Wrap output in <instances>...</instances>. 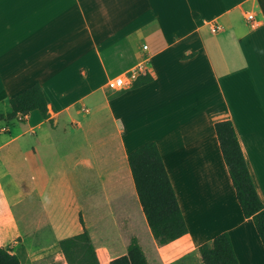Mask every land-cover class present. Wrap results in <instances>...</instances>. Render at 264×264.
<instances>
[{
    "label": "crops",
    "instance_id": "crops-1",
    "mask_svg": "<svg viewBox=\"0 0 264 264\" xmlns=\"http://www.w3.org/2000/svg\"><path fill=\"white\" fill-rule=\"evenodd\" d=\"M146 68L151 82L110 86ZM35 82L50 118L34 110L0 121V245L22 264H68L60 240L84 230L81 215L102 264L127 253L133 237L144 248L142 233L157 240L128 159L151 140L189 227L162 244L164 253L196 251L204 264L200 245L229 231L239 264H264L215 128L234 122L264 202V0H0V113ZM106 108L103 135L97 119ZM79 182L96 186L86 199L104 218L99 233Z\"/></svg>",
    "mask_w": 264,
    "mask_h": 264
},
{
    "label": "trees",
    "instance_id": "trees-1",
    "mask_svg": "<svg viewBox=\"0 0 264 264\" xmlns=\"http://www.w3.org/2000/svg\"><path fill=\"white\" fill-rule=\"evenodd\" d=\"M154 78V73L146 68L134 80L132 88L149 83ZM9 103L11 110L7 114L0 113V121H12L34 110L40 111L45 118L51 115L46 91L39 82L10 98ZM215 128L242 211L246 217L253 218L264 245V202L256 188L234 122L231 119L220 120ZM128 159L140 202L156 239L166 244L185 235L189 231L188 222L158 142L151 140L138 146ZM80 218L84 230L60 240L67 262L102 264L83 215ZM200 252L204 264H239L229 231L201 244ZM0 264H22V261L12 249L0 245ZM111 264L151 262L139 239L133 237L127 253L113 258Z\"/></svg>",
    "mask_w": 264,
    "mask_h": 264
},
{
    "label": "rangeland",
    "instance_id": "rangeland-1",
    "mask_svg": "<svg viewBox=\"0 0 264 264\" xmlns=\"http://www.w3.org/2000/svg\"><path fill=\"white\" fill-rule=\"evenodd\" d=\"M96 75L103 77V74L101 75L100 71L98 70L96 72ZM36 83V82H35ZM48 91V95L51 97L52 95L55 96L57 93V90H47ZM101 91L98 92V94H100ZM93 105V103L88 104V106ZM82 105H79V107L81 108ZM77 109V108H76ZM78 110V109H77ZM85 111L84 110H80V113L83 115ZM83 117V116H82ZM90 117V116H89ZM4 122H0V125L3 124ZM97 123H99V127L101 130V134L104 135V133L107 132L109 123H110V119H109V114H108V109H104L101 112V116H99V118L97 119ZM61 125V126H60ZM59 125V127H63L62 123ZM75 127L74 125H70L69 128H73ZM73 154V152L70 154V156ZM74 178L75 180H78V176H76L74 174ZM80 179V177H79ZM79 186H77L79 192L86 190V192H84V195L82 196L84 198L85 201V214L88 217L90 226L92 227L94 232H101L100 227L98 229H96L94 227V225L97 223L96 220L99 218L100 221H102L104 218L103 216H100L97 218V216L94 214L91 205L88 201V199H86V195L89 194H93V190H95L96 186H82L80 184V182L78 183ZM81 195V194H80ZM94 227V228H93ZM100 229V230H99ZM98 230V231H96ZM142 243L144 245V248L149 256V259L151 261L152 264H201L200 261L198 260V255L197 252L195 251H190L189 253H180V254H170L167 255L164 253L163 250V246L162 244L158 241L155 240L151 235L149 234H144L142 233ZM97 241L99 242V239H97ZM174 256V257H172Z\"/></svg>",
    "mask_w": 264,
    "mask_h": 264
},
{
    "label": "built area",
    "instance_id": "built-area-1",
    "mask_svg": "<svg viewBox=\"0 0 264 264\" xmlns=\"http://www.w3.org/2000/svg\"><path fill=\"white\" fill-rule=\"evenodd\" d=\"M247 17L251 20H253L254 14L249 13ZM218 26H213L214 30H217ZM145 48H148V44L144 45ZM140 72L138 69H133L131 71H128L126 73H122L114 77V79L110 82V86L116 90H121L129 87L133 84L134 80L139 76Z\"/></svg>",
    "mask_w": 264,
    "mask_h": 264
},
{
    "label": "bare ground",
    "instance_id": "bare-ground-1",
    "mask_svg": "<svg viewBox=\"0 0 264 264\" xmlns=\"http://www.w3.org/2000/svg\"><path fill=\"white\" fill-rule=\"evenodd\" d=\"M255 89H256V88H255ZM256 91H257V89H256ZM256 91H255V92H256ZM193 120H194V119H193ZM192 127H193V123H192ZM192 130H193V129H192ZM187 131H188V130H187ZM186 133H187V132H186ZM191 138H192V137H191ZM192 139H193V138H192ZM186 142H187V141H186Z\"/></svg>",
    "mask_w": 264,
    "mask_h": 264
}]
</instances>
